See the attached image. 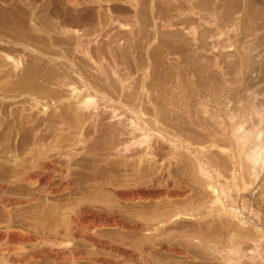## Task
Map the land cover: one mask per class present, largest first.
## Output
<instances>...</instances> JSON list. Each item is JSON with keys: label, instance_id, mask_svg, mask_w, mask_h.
Instances as JSON below:
<instances>
[{"label": "rangeland", "instance_id": "1", "mask_svg": "<svg viewBox=\"0 0 264 264\" xmlns=\"http://www.w3.org/2000/svg\"><path fill=\"white\" fill-rule=\"evenodd\" d=\"M72 32L78 33L77 37L78 39L80 38L81 45L77 44L78 39L75 35H72ZM213 33L217 34L213 35ZM210 35L215 36L213 38L214 40L209 39ZM216 37L218 40L220 38V44L225 43L226 46L230 44L227 46L228 48H226L228 49L227 51L226 49H221L223 47L222 44L221 47L219 43H215V41L218 42V40H215L217 39ZM208 40L213 41L209 42ZM213 42L216 46L217 44L219 46L216 48V51L213 48ZM246 53L247 58L251 57L250 60L252 62H250L252 65H249L250 67L245 69L242 63L247 59ZM8 57L11 60L8 59ZM13 60L19 62L20 65L18 68L13 65ZM217 60L220 65L218 64V69H216V67L213 69L212 64L214 65ZM263 71L264 0H0V98L10 97V99H8L10 101L6 100V106L0 105V133L3 129H19L25 124L26 126H32V124H36L34 119L37 117L38 120L42 118L40 120L42 128L41 126L38 127L40 130L49 129L51 125L50 119L53 117L60 118L59 120L57 119V126L61 132L74 129L78 124L76 120L73 119L74 117H72L73 113L70 115V112H74V108L72 107L74 102L73 96L76 97L78 94L77 97L93 95V97H104L111 101H115V99L141 98L145 102V105L147 104L143 107L144 110L150 108V110H154V119H156L158 124L161 127L163 126V128L165 127L164 129L170 133L173 132L174 135L176 134V137L179 135L182 136L178 137L180 142L183 140L185 142L188 138H194L193 140L197 138L198 142L201 141L202 138V141L205 139L207 140V135L212 132L211 130H215L213 135L218 134L215 136V140L219 138V142L221 141L220 137L226 135L219 143L221 144L219 147L221 150H229V153L235 154L236 157L228 163L229 168L232 166L233 172L235 173L231 172V174L229 172V174L232 175L229 178L230 180H221L218 184H226L228 186L230 191L228 188L227 189L230 195L233 196V201L228 199L229 202L227 201L225 206L223 205L219 208L220 214L219 212H215L213 216L207 217L205 215L206 218L205 216H198L194 218L195 220L188 219V221L180 218L178 219L179 221L177 220L175 223H172L174 225L171 224L172 226H170L172 229L184 230L193 235L203 233L202 235L206 236L210 234L213 228H217L218 232L214 235L218 240H222V244L221 241L220 244L224 247L228 246L231 238L235 239L237 242L241 241V243L242 241L249 242L255 235L260 239L259 237H261L260 235L262 233L257 232V229L263 228L262 232H264L263 182L255 187L256 189L253 191L249 181L243 180V178H245V176L243 177L244 170L243 166L240 165L242 164L241 160L238 159L240 151L238 152L239 147L234 142L232 135L233 128L243 125L240 123H243L244 119L247 122L244 124V129H248V131L251 130L250 128H252L254 124L253 130L260 129V126L262 128L264 124V122H262L263 124L260 125L261 122L258 114H253L252 118L251 115H249V119L247 113L242 115V111L238 109L240 106L239 101L236 102L237 96L243 98L247 92V96H251L252 93L254 95L258 94L255 95L258 96L256 97L257 100H255L256 103H259L258 105L263 103L264 73H260ZM224 86H228L233 92L231 91V96L228 97L226 101V94L224 95L225 98L223 100L225 102L222 100L223 102H220L222 104L221 106V104H217L216 97L214 98L215 101L213 98L211 99L209 97H211L215 90H219L218 87L222 88ZM212 89L215 90L213 91ZM234 93L237 96H235ZM32 95L38 98L41 96V99H39L44 104L49 105V107L47 105L43 108V110L46 111L45 114L40 113L39 109L32 111L31 106H29L30 104H25L24 100ZM203 97L211 100V102L208 101L207 110L216 117L211 116L208 111V113H204L205 115L202 114L204 117L197 112L198 107L196 105H199L198 103H200V101L198 102V100H201ZM178 99L180 100L178 101ZM185 99L187 101L185 103L187 106L190 105L192 107L194 105L197 107H192L195 112L190 107L192 112L195 113V115L192 113L194 118L192 117L193 119L190 120L188 116H185L187 113L183 109L181 111L178 109H181V107L185 105L183 102ZM212 101L214 102L212 103ZM209 102L212 103V106L216 103L214 107L218 106V110L216 107L215 109L218 111L219 115L211 112L217 111L214 107L209 105ZM8 104L11 106H8ZM70 104L71 106L69 107ZM174 104H177L178 107L174 106ZM71 108L72 111H70ZM173 108L176 110L178 109L179 112H177L178 110L174 111ZM169 110H173V112ZM30 114L35 118L32 117V119H29ZM197 115L200 116L198 117ZM195 117L197 119H195ZM218 120H220V122ZM223 122H226L224 126H222ZM218 124L219 127L215 128ZM16 125L18 126L16 127ZM203 126H205V128ZM222 127H225V129ZM208 129L211 130L209 131ZM207 130L208 132H206ZM216 131L218 133L215 134ZM221 132H223V134ZM182 134H184V137ZM186 134L188 136H186ZM223 140L228 141L230 145ZM197 141L195 140L193 142ZM218 141L216 142L217 145ZM231 141L233 144H231ZM170 144H166L169 148L164 146L162 151L161 149L158 150L161 151L162 154H165V156L168 155L169 163L171 162L170 166L168 165V168L170 167L168 171L171 173L167 172V176L170 178L167 179V176L164 179L158 177L161 176L159 174L161 167L159 164L161 163L158 164L154 162V170L155 173L157 172L156 175L154 174V177H158V180L154 178L155 181H157L156 183L154 181V190L174 196V201L172 202L170 199L172 203H168V195H163L160 199L154 200V205L151 204L154 206V208L151 206L152 209L157 210L159 208L160 211H163L161 213H168L174 212L176 209L178 210L182 205L183 208L186 206L187 208H193L194 206L199 207L204 205L209 200L208 198H211L212 194L209 191L201 190L206 187L204 186L206 183L199 175L197 169L198 163L195 162L196 160L192 155H189L185 149H182L181 145H178L181 148H173V146H171L172 144ZM196 148H200L199 145L198 147L196 146ZM185 152L189 155L188 157ZM5 156L4 159H7V155ZM190 159L194 161H190ZM94 164L95 166H93ZM94 164L90 163L87 165L89 168L91 167L93 169L103 166H101L103 163ZM146 167L150 169L147 163L141 164V166L139 165L140 169H145ZM237 171H239L240 174H238L239 172ZM157 174L159 175L157 176ZM233 178L236 179L234 180ZM75 179L77 182L81 180L85 185L88 184V187L92 185L90 186L92 189L95 188H93V186L97 187L95 189H98V185L102 187L104 185H102L103 182L107 185L109 181H107V179L102 180L96 177H85L81 175L80 177L79 175L74 176V180ZM161 181L166 182L162 183ZM100 184L102 186H100ZM9 191L11 192V190L6 191L0 198L3 199L6 198V196L9 197L11 194L13 195V191L11 193ZM256 191H259L258 195H253V193H251ZM173 193L175 195H173ZM260 193H263L262 196ZM105 194L107 195L106 199L104 198L105 200L97 196L86 198V200L89 201L87 205H90L91 207H89L92 209L94 208L93 206H95L94 210L98 214L101 213L98 211H102L105 203L118 205L114 193H112L111 190L107 189ZM86 200L79 195L76 202L79 203L80 201L85 203L87 202ZM175 200H177V202ZM158 201L160 203L162 202L159 206L157 204ZM181 201L186 202H182V204ZM233 202H236V205ZM173 203H175V205ZM128 207L127 209H129L131 213L133 210V212H135L139 209L130 205ZM254 209L258 214L256 222H259V225H254L252 223ZM223 210H225V214ZM231 210L233 213L235 212L234 216H231V214H233ZM237 212L240 214V217L244 216L247 223L244 222L241 224L237 217L235 219V214ZM239 214H237V216ZM223 215L225 218H223ZM216 216L218 218H216ZM141 221L143 220L141 219ZM154 221L156 220L154 219ZM154 224H156V222ZM217 224L219 225L217 226ZM254 228L257 229L255 230ZM194 230L196 232L200 231V233H196ZM105 233L107 236H111V238L118 239V233L113 230H108ZM166 234L164 233V235ZM156 236L157 235H154V246L155 243H157L156 246H159V242L157 241L162 238L158 239ZM127 240V243L131 242L130 239ZM7 242V240H0V251L6 249L5 247L8 245ZM187 242L188 241L183 242V244L185 245L186 243V248L188 251L190 250V254L198 255L197 257L199 258L202 257L200 260L204 262V264H209L210 261L213 260L212 255L207 253V251H200V249L191 244L192 242H189L190 246ZM131 243L133 244V242ZM86 250H91V248H87ZM197 252L199 253L197 254ZM209 256H211V258ZM149 258V261L154 264H186L184 259L166 257L157 252L151 253ZM243 260L244 263L242 261L241 264H252L247 259ZM46 262L47 261H44L45 264H49ZM214 262H216V260H214L213 263ZM16 263L19 264L18 262ZM44 263L42 262V264ZM138 263L142 264L141 260ZM213 263L211 261L210 264Z\"/></svg>", "mask_w": 264, "mask_h": 264}, {"label": "bare ground", "instance_id": "2", "mask_svg": "<svg viewBox=\"0 0 264 264\" xmlns=\"http://www.w3.org/2000/svg\"><path fill=\"white\" fill-rule=\"evenodd\" d=\"M72 33H73L72 35H75V37L78 36L77 32H72ZM214 34L216 35L217 33H213V35ZM213 35L212 36L210 35L209 39H213L215 37ZM79 39L77 41L78 42L77 44L81 45L80 44L81 41ZM215 40H218V38ZM219 41H221L220 38L218 42L215 41V43H219ZM215 43L213 45V48L216 51V48L219 46L218 44L216 46ZM224 44H222L223 47L221 46L222 48L221 47L220 48L225 50L226 48H228L227 46L230 44H228L227 46L226 44L224 46ZM227 50L228 49H226V51ZM246 58H247V53H246ZM250 58L251 57L247 58L242 63L245 69L252 65L251 63L252 61L250 60ZM8 59L10 58L8 57ZM218 64L219 63L217 60V62H215L214 65L212 64L213 66L212 68L215 69L216 67V69H218L217 68ZM13 65L18 68L20 64L16 60H13ZM260 73H264V71ZM228 86L226 87L224 86L222 88L218 87L219 89L218 91L215 89L214 91L212 89L214 92L213 93L211 92L212 95L209 98L211 99L213 98V100L215 101L214 98L216 97L217 98L216 101L218 105L221 104L220 102L224 101L223 99L225 98L224 97L225 94H226L225 101L228 100V97L231 96L230 94L232 91L230 88H228ZM245 94L246 97L243 96L244 99L239 98V96L235 94V96L239 98L238 99L236 97L237 98L236 102L239 101V104L241 106L237 108L240 109V111H242L241 112L243 113L242 115L247 113L248 119H249V115H251L252 118L253 114H258L259 116L258 115L257 116L259 117L261 122L259 123L260 125L263 124L262 122H264V104H263L264 101L262 104L258 105L259 103L257 104L255 101L257 100L256 97H258L255 95L258 94L254 95L252 93V95H254L255 97L252 95L247 96V92ZM34 95H32L31 97L28 96V98L25 99L26 101L24 100L25 104L29 103L30 105L29 104L28 105L31 106L32 111L39 109L40 113L45 114L46 111L43 110V108L46 107L48 104H44L40 100L41 96L39 97L40 98L39 99ZM77 95L76 97L73 96L74 102L72 107L74 108V112H70V115L73 113L72 117H74L73 119H75L78 124V126H76V128L74 129H70V130L68 129L62 131L63 132L62 133L57 126L58 124L57 119L59 120L60 118L53 117L50 119L51 125L49 129L40 130V128L38 127L41 126L40 120L42 118L38 120L37 119L38 117L35 118L30 114L29 119L30 118L32 119V117L35 118L34 121L36 122V124L31 123L32 126H26L25 124L23 125V127L19 129L7 128V129H3L0 133V160H1L0 161V197L8 190H11V192L13 191V195L11 194V196L9 197L6 196V198L3 199L0 198V240L8 241L7 242L8 245L5 247L6 249L0 251V264H13L16 262H18L19 264H42V262L44 263V261H47L46 263L49 264H58V263L60 264L61 263L62 264H139L138 262H140V260L142 264H154L153 262L149 261L150 254L154 252L155 253L157 252L166 257H172L174 259L175 258L184 259L186 261L185 262L186 264H204V262L200 260L202 257L199 258L197 257L198 255L196 256L190 254L189 252L190 250L188 251V249L186 248V243L185 245L183 244V242L186 241H188L187 242L188 245L190 244L189 242H192L191 244L197 247L198 249H200V251L205 250V252L207 251V253L212 255L213 258V260H211L212 263L214 260H216V262H214L213 264H217V263L241 264L242 261L244 263L243 259L249 260V262L252 264H264V232H262L263 228L260 227H258L260 229L254 228L255 230L257 229V232L262 233L260 235L261 237H259L260 239H258V237L255 235L253 238L250 239L249 242L242 241L241 243V241L237 242L235 239L231 238L230 243H228V246L224 247L223 245L221 246L222 240H218L214 235L217 234L218 232L217 228H213L211 232L208 230L210 234H208L209 236L207 235L208 236L207 237L206 235H202L203 233H200V231L196 232L195 231L196 229L194 231L196 233H200L201 235L200 234L193 235L187 231L172 229L170 227L174 225L172 223H175L180 218L185 219V221H188V219L195 220L194 218L198 216L199 217H204L205 215L207 217L213 216L215 212H219L220 210L219 208H221L223 205L225 206L228 199H231V201H233L232 198L233 196L230 195L229 192L230 189L228 188V186L226 184H218L219 181L228 180L232 176L229 174V172L231 173L234 170L232 169V166L229 168L228 163H230V161H232L234 157H236L235 154L233 155L232 153H229L228 152L229 150L224 151L221 150L219 147V145H221L219 143L222 141V138L226 137L225 134H224L225 136H221L224 131L221 132L222 134L220 135L221 136L220 142L218 141L219 138L215 140L216 139L215 136L218 135L216 133L218 132L216 131L215 132L216 135H213V132L215 130L213 131L211 129L210 130L212 131L211 132L212 134L210 133L207 135L208 137L206 136L207 140L205 139L204 141H202L203 140L202 138L201 140L202 142L201 141L198 142L196 138L195 140L197 142H193L195 141L193 140L194 138L192 139L188 138V140L185 141L186 143L184 142V140L180 142L178 138L180 135L178 133L177 134L179 136L176 137L175 136L176 134L174 135L173 132L170 133L169 131L164 129L165 127L163 128V126L161 127L158 124L156 119H154V110H150L151 108L144 110L143 107L146 106L147 104L145 105V102L141 98L139 99L125 98L119 100L115 99V101L114 100L111 101L104 97H93V95L78 96V97ZM8 99H10V97L0 98V105L6 106L7 104L6 100ZM186 99L185 101H183L184 104L187 102ZM179 100L180 99H178V101ZM199 101H200V103H198L199 105H196L197 102L195 104L198 108L194 106L192 103L194 108H197L198 109L197 112H199V114L201 115L204 113H208L209 112V110H207L208 101L211 102V100H208V98L203 97L201 100H198V102ZM214 101H212V103ZM212 103H210L209 105L211 107H214L216 103L213 106ZM8 106L11 105L8 104ZM70 106L71 104L69 105V107ZM174 106H177V104H174ZM190 107H191L190 105L187 106L185 104L184 106L181 107V109L178 108L180 111L183 109L187 113V115L185 114L184 115L188 116L189 120L194 118V116H192L193 113L192 110L194 111V109L191 107L192 108L191 110ZM215 107L218 110V106ZM175 108H173L174 111H177L178 109L176 110ZM179 110L177 112H179ZM70 111H72V108ZM169 111L173 112V110H169ZM211 112H214V114L217 113L219 115L218 111L217 112L211 111ZM193 114L195 115V113ZM210 115L215 116L212 114ZM202 117L204 116L202 115ZM195 119L197 118L195 117ZM218 121L220 122V120ZM225 123L223 122L222 126H224ZM245 123L247 122L244 119L243 123H240L243 125H240V127L236 126V128H233L232 135L234 142L239 147L238 152L240 151L238 159L241 160L242 164L240 163L239 164L243 166V170H244L243 177L245 176L246 179L243 177L242 178L243 180H248L251 189L255 191L256 189L255 187L259 186L261 182H263L262 188L264 187V174H263L264 173V124L262 125V128L260 126V129L253 130V127L255 126L254 124V126L250 128L251 130L248 131V129H244ZM17 126L18 125H16V127ZM205 126L203 127L205 128ZM216 127H219V124L218 126L216 125L215 128ZM222 128L225 129V127ZM208 130L206 132H208ZM182 135L184 137V134ZM186 136L188 135L186 134ZM225 140H229V139H225ZM217 141H218V145L216 143ZM232 141L231 144H233ZM165 142L169 144L171 143L172 145L171 144L170 145L173 146V148L179 147L181 145L182 149H185L189 155H192L196 160L195 162L198 163L197 169L199 171V175L206 183V185H204L206 187H204V189L201 190L209 191L212 194L211 195L209 193L211 195V198H208L209 200L204 205L199 207L194 206L193 208H187V206L183 208L182 205V207L179 208L178 210L174 207L176 210H174V212H168V213H161L163 211H160L159 208L157 210L152 209V207L154 208V206H152L154 205V200L160 199L163 195H168L167 196V201L169 199L168 203H172L174 201L173 199L174 196L169 195L168 193L164 194L162 192H156L154 190L155 179H157L158 177L164 179L167 176V172H169L168 169H170V167L168 168V165L170 166L171 162L169 163V159L167 157L168 155L165 156V154H162L161 152L164 146H166V148L168 147L166 145L167 143ZM225 142L229 143L228 141ZM198 145L200 148H196V146L198 147ZM159 149H161V151H158ZM188 154L187 157L189 156ZM5 155H7V159H4L6 157ZM190 161H194V160L190 159ZM154 162L155 163L157 162L158 164L161 163L159 164V166L161 165L160 171L157 170L159 171V174L161 176H158L159 174H157L158 176L157 178L154 177V174L156 175L157 173V172L155 173L154 170ZM90 163L91 164L103 163L101 164V166L102 165L103 166L101 168L98 167L99 169L98 168L93 169L91 167L90 169L88 167ZM145 163L149 164L150 169H148L147 167H146L147 169L146 168L143 169L145 166L141 169L139 168V165L141 166V164H145ZM93 166H95V164ZM238 174H240V172ZM77 175H79V177L81 175L85 177L86 176L94 177V178L96 177L102 180L107 179V181L108 180L109 181L107 182V185H105V183L103 182L102 183V185L104 184L103 186L100 184V186L102 187H99L98 185V189H95L97 188L96 186H93V188L94 187L95 188L92 189L90 188V186L92 185L88 187V184L85 185L83 181L80 180L79 182H77L76 179L74 180V176ZM166 178L169 179L170 177L168 178L167 176ZM233 179L235 180L236 178ZM156 182L157 181H155V183ZM143 187H146L147 189ZM227 188L229 189V191ZM107 189L111 190L112 193H114V197L116 198L115 200L118 203V205L116 206L114 204L111 205L105 203L102 211H98L101 213L98 214L94 210L95 206H93L94 208L92 209L90 208L91 207L90 205H89L90 207L87 205L89 201H87L86 198L97 196L98 198L106 199L107 195L105 194V191ZM258 192L259 191L251 192V193H253V195H258L259 194ZM79 195L82 196V198H84L87 202L84 203L79 201V203H77L76 200L78 199ZM173 195L175 194L173 193ZM170 199L172 200V202ZM159 201L157 203L158 206L159 204L161 205L162 203V202L160 203ZM175 201L177 202V200ZM182 202L184 201H181V203ZM233 203H235L236 205V202ZM173 204L175 205V203ZM129 205L133 206L136 209L137 208L139 209L135 212H133L134 211L133 210L132 211L133 214H132L130 210L127 209L129 208L128 207ZM149 206L150 207L152 206L151 207L152 210L150 209ZM167 207L169 209L168 204ZM224 211L225 210H223V212ZM231 212L233 213L232 210ZM234 213L231 214V216H234ZM253 213H254L253 215L254 217L252 218L253 219L252 223L254 225H259L258 224L259 222H256V218H258V214L255 211V209ZM237 214L239 213L237 212L235 214V219L237 217L238 221L240 220L241 224L246 222L244 216L240 217V214L238 216ZM216 218L218 217L216 216ZM223 218H225L224 215ZM137 219H139L140 221ZM141 219L143 221H141ZM154 219L156 221H154ZM155 222L156 224H154ZM218 225L219 224H217V226ZM108 230L111 231L113 230L114 232L118 233V239L116 240L114 238H111V236L110 237L107 236L105 232ZM164 233L167 234L164 235ZM154 235H157L156 237H158V239L162 238L159 239V241H157L159 242L158 243L159 246H156L157 243H155L154 246ZM127 239H130V241L133 242V244L131 242L127 243L128 241ZM243 242L244 243L246 242L245 245ZM87 248H91V250L87 251L86 250ZM198 253L199 252H197V254ZM209 257L211 258V256Z\"/></svg>", "mask_w": 264, "mask_h": 264}]
</instances>
